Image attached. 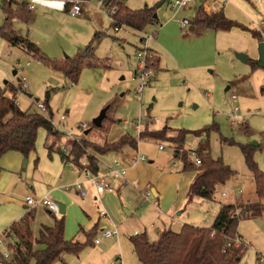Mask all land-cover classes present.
I'll use <instances>...</instances> for the list:
<instances>
[{
  "label": "rangeland",
  "instance_id": "rangeland-1",
  "mask_svg": "<svg viewBox=\"0 0 264 264\" xmlns=\"http://www.w3.org/2000/svg\"><path fill=\"white\" fill-rule=\"evenodd\" d=\"M3 1L0 0V25L4 21ZM161 1L126 0L130 8L148 6L155 10L157 19L142 31L124 25L114 31L110 26L111 19L101 14L103 24L100 32L103 36H99L100 42L93 56L96 65L90 67L85 65L75 84L66 80L61 72L38 61L20 46L9 45L0 38V44H3L0 46V88L5 89L6 95L16 97L18 107L22 111L42 114L43 112L36 107L35 100L44 103L48 93L52 115L58 120L61 114H65V109H69L74 102L72 111L69 110L65 115L67 118L65 122L71 126L75 124L72 129L78 135L84 136V130L77 127L82 123L90 128L86 140L94 144L110 143L123 134L127 135L140 145L138 154L142 153L146 158H149V155L167 157L164 160L167 163L174 162L177 172H181V163L174 156L175 149L171 141L165 138H138V132L132 123L139 114H145L155 120L143 122L142 127L149 126L150 129L157 130L166 128V134L168 131V135L172 136L176 135L178 130L190 132L182 146L190 158H193L191 151H195L199 142L204 141L209 146L210 155L215 159L221 158L234 171L225 184L216 186L214 197L211 199L194 197L190 202L186 200L183 207L178 208V211H182L181 214L175 213L173 220L166 225L155 219L157 228H146V236L150 241L155 240L165 227L179 232L185 223L210 226L220 209V203L233 197L234 203L240 201L264 203V199L256 198L253 178L240 150V145L252 142L261 144L263 141L264 64H256L260 41L252 36L251 30L261 31L264 41V25H260V22L264 21V0H197L188 7L176 10L170 9V0H164L157 7ZM96 2L97 0L91 1L93 5ZM205 4L210 8H203ZM200 8L208 15L222 10L224 16L236 25L228 31L194 26L193 21ZM183 19L188 20L185 28L180 26ZM257 25L260 29L256 27ZM13 26L24 29V35L28 32L27 28L33 29L32 25L27 27L17 19H13ZM69 35L55 34L54 39L64 40ZM38 47L51 59L72 56L63 50L64 45ZM79 49L81 48L77 50ZM144 49H151L154 59H159V69L153 70L152 76L146 78V81H149L148 85L143 88L142 93H137L140 80L135 54ZM59 53L61 56H55ZM238 53L245 54L247 61L238 59L236 56ZM107 58L112 60L111 64L107 63ZM253 62L256 64L254 67ZM13 71H16L14 75ZM22 75L25 76L26 88L13 94L5 81L12 84L15 82L16 86V79ZM77 88L82 89V92L74 95L73 92ZM233 94L235 98H232ZM107 104L110 108L107 110L108 118L103 121V129L93 127L92 119ZM235 106L243 115V120L232 124L228 114ZM212 124L216 129H210L200 137L191 133ZM49 138L55 143L58 141L53 149L59 152L57 145L60 140L52 136ZM50 142L51 140L46 138V132L40 128L33 153L37 154L44 145H47V149ZM159 144L163 146L162 150H158ZM88 152L92 153L91 150ZM182 152L180 150L179 153ZM253 159L258 168L264 171L263 148L255 146ZM82 160L84 161V158ZM240 195L244 198H240ZM150 198H153L152 194ZM143 202L141 201L139 206H142ZM42 207L37 209L30 222L34 236L38 234L41 225H51L53 222L52 214L47 213ZM0 210L3 211V208ZM130 210L133 212L132 208ZM124 213L122 214L125 216ZM4 215L5 212L2 219ZM126 218L130 221L132 215ZM72 222L70 231L66 227V237L69 238L67 239L84 243L85 234L89 230L83 228V232L75 234L78 231L77 222ZM126 226L129 224L126 223ZM3 230L4 228L0 233ZM236 231L246 243L237 264H264V210L257 216L250 213L241 215ZM95 237L97 236H93L92 242ZM102 238L97 245L87 244L77 255L64 254V264H119L116 258L119 253L122 264L123 262L142 264L128 239L122 240L119 247L117 240ZM10 262L11 259H0V264H11ZM53 264L60 262L55 261Z\"/></svg>",
  "mask_w": 264,
  "mask_h": 264
},
{
  "label": "trees",
  "instance_id": "trees-1",
  "mask_svg": "<svg viewBox=\"0 0 264 264\" xmlns=\"http://www.w3.org/2000/svg\"><path fill=\"white\" fill-rule=\"evenodd\" d=\"M87 1V0H82ZM117 7L114 14V21L111 27L128 26L141 31L156 18L153 16L155 10L144 6L140 9H129L121 0H106ZM2 11L5 16L4 23L0 26V38L6 40L12 46H20L23 50L32 54L44 65L61 72L72 84L77 82L82 68L94 66V52L91 43L79 49L72 56H65L61 59H51L44 55L39 47L28 38L21 36L12 25L13 19L27 23L29 11L23 3L16 0H5L2 3ZM194 26H200L216 31H228L236 25L232 20L226 18L220 10L208 15L200 8L194 21ZM264 30V29H263ZM252 36L262 41V33L258 30H251ZM151 52V49H149ZM249 61V60H248ZM255 62L252 63L254 67ZM148 67L153 70L159 69V59L150 58ZM8 84V83H7ZM8 86V85H7ZM11 92L16 93L19 88L11 87ZM45 109L49 116L52 111L48 106V96L45 97ZM105 116L101 125L97 128L103 129V121L107 119V104ZM111 121V119L109 118ZM152 122V120L148 121ZM110 124V123H109ZM92 126L95 125L92 123ZM96 127V126H95ZM42 128L46 136L58 138L60 132L54 129L46 115L37 112L22 111L14 98L5 94V89L0 88V159L9 151L20 152L26 158L35 150L38 130ZM90 129V128H88ZM106 129V128H105ZM105 129L103 131H105ZM210 129H216L214 124L192 131L195 136L200 137ZM166 128L149 129L142 127L138 131V138H165L176 146L174 156L179 159L182 171H194V176L186 192V200L190 202L194 197L211 199L214 197L216 186L226 183L234 174V171L223 162L221 158H213L209 152L207 142H199L193 158L183 150L186 135L190 132L178 130L175 136H167ZM207 136V135H206ZM263 141L258 147L264 149ZM55 142L49 147L52 150ZM138 142L127 136L121 135L117 140L102 145L94 144L85 138L78 142L70 141L66 152H61V159L70 163L78 170L89 168L96 172L98 168L97 156L104 155L109 151H117L125 146L135 149ZM58 148V145H57ZM88 150H91L90 154ZM182 150V153H179ZM244 163L250 171L256 198L264 199V171L260 170L253 159L255 146L252 144L240 145ZM84 158L85 165L81 164ZM197 158L200 163H195ZM1 171V166H0ZM264 210V203L258 201H240L238 203L224 202L221 204L213 223L210 226H195L183 224L179 232L170 229L161 231L158 237L150 241L145 232L131 235L129 240L133 252L142 264H237L243 255L244 247L226 246V240L237 235L239 217L243 214L259 215ZM65 220L64 215L54 220L51 225H41L36 236L30 228V215L27 214L20 220L13 222L4 229V237L8 242V249L11 251V264H53L55 261H62L64 254L77 255L87 244L92 242L97 229L93 227L86 234V240L81 243L77 240H68L64 237ZM0 259L3 258L0 256Z\"/></svg>",
  "mask_w": 264,
  "mask_h": 264
},
{
  "label": "crops",
  "instance_id": "crops-1",
  "mask_svg": "<svg viewBox=\"0 0 264 264\" xmlns=\"http://www.w3.org/2000/svg\"><path fill=\"white\" fill-rule=\"evenodd\" d=\"M5 1L9 2V0ZM16 1L23 3L29 11L28 22L22 23L27 27L29 25L33 26V29H30V27L27 28L28 32L26 35L23 34L24 29L13 26L21 36L28 38L31 42L38 46H45L46 48L64 45V47H62L63 50L72 55L78 48L82 49L91 43L93 52L95 53L97 45L100 42L99 36H103L100 32L103 24V16L101 15L102 13L96 9L95 4L93 5L91 3L92 0L80 2L81 14L78 16L70 15L67 11L68 9L65 2L62 0H31L33 3V7L31 9H28L24 0ZM121 1L129 9H133L127 5L126 0ZM155 18L157 19V16ZM256 27L260 29L259 25ZM192 29L193 27L191 26L190 30ZM60 33L70 35L67 39L60 41L55 40L54 35ZM2 45L3 44H0V46ZM55 56L61 55L59 53ZM106 60L107 63H112L110 58H107ZM5 84H7L10 88L16 87L15 82L12 84L5 81ZM81 92L82 89L77 88L73 93L76 95ZM46 95L49 96L48 93ZM35 101L38 100L36 99ZM73 105L74 102L71 104L69 109H65V115L66 113L68 114L69 110L72 111ZM50 109L52 111L51 107ZM66 119L67 118H65V120ZM65 120L61 123L62 130L59 131L61 133L58 137L59 140L64 138V132L69 130L73 132V135L76 138L86 139L87 134H85V130H89L88 128L83 131L84 136L78 135L76 131H73L72 129V126L75 124L72 126L68 125ZM148 128L150 129L149 126ZM166 135L172 136L168 135V131ZM46 138L51 140V144L48 145L47 148L48 150L46 149L47 145H44V147L39 149L37 154L31 152L26 158H24L23 155L17 151H9L1 157L0 208H3L5 215L2 219L4 212L0 210V230L7 228L10 224L20 220L27 214L30 215V222L34 218V214L36 215L37 209L42 206H36L35 208L28 210L24 203V197L26 195H32L36 198L42 195H48L56 202L64 204V237L66 239L68 238L66 237V227L69 229L70 225L73 223L72 221L77 222L76 225L78 231H76L75 234H78L81 231L83 232V228L90 230L93 227H96L97 233L95 236H99V232L103 228L110 229L112 228V224L116 223L119 230L118 235L116 237L108 238L117 240L119 247H121L120 244L122 240H129L130 236L134 235L135 232L146 233L147 227L152 229L157 228V224L154 221L155 219L160 220L166 225L168 222L173 220L175 213L177 215L181 214L182 211H178V208L183 207L185 204L186 192L194 176V171L181 170V172H177L178 169L174 162L167 163L164 160V158L167 157L149 155V158H146V156L142 153L139 154L145 156L146 162L142 161L132 164L131 159L138 154L140 145H138L135 149L130 146H125L117 151L113 150L105 153L104 155L97 156L98 170L101 171L104 165L120 163L127 168L124 178L113 180L112 190L106 191L101 195L96 194L94 187L90 183L84 182L86 194L81 196L73 186V189L71 187V189H64L65 185L73 184L74 182L83 179L81 171L73 167L70 163H65L61 159L59 150V152H55L54 149L50 150L49 147L52 145L53 140L48 136H46ZM57 142L58 141H56V143ZM56 143L54 146H56ZM54 146L52 148H54ZM160 146L161 144L158 145V150L163 149V146L162 148H160ZM173 146L174 149H176V146ZM24 159H26L25 166H23L22 162ZM146 191H150L153 198L155 197V200L149 197L150 199L146 201L148 198L144 199L142 196ZM239 197L244 198L243 195H240ZM141 201H144L145 204L143 202V205L139 206ZM234 201L235 197L228 199V201L225 202L234 203ZM222 203L224 202H221L220 205ZM24 208L26 210H24ZM42 208L49 213L44 207ZM130 208H132L133 212L136 214H133ZM124 209L128 211V214L123 212ZM102 210L106 212V215L101 214ZM122 213H124L125 216ZM128 215H132V219L130 220L132 222L126 218ZM59 217H57V219ZM54 220L56 219H53V222ZM147 222L149 223L147 224ZM126 223L129 224L128 227L126 226ZM151 223H154L155 226L151 227ZM166 229L167 228L165 227L163 230ZM100 241L97 244H99ZM116 258L119 260V264H122V257L120 253ZM59 262L60 264H64L63 260Z\"/></svg>",
  "mask_w": 264,
  "mask_h": 264
},
{
  "label": "built area",
  "instance_id": "built-area-1",
  "mask_svg": "<svg viewBox=\"0 0 264 264\" xmlns=\"http://www.w3.org/2000/svg\"><path fill=\"white\" fill-rule=\"evenodd\" d=\"M63 2H65V5L67 6V11L70 15L72 16H78L81 14L80 12V2L82 0H62ZM197 0H170L169 1V7L171 10H176L179 8H184V7H188L190 6L191 3L195 2ZM24 2L26 3L28 9H31L33 7V3L31 2V0H24ZM96 9H98L102 14L108 16L111 21H114V14H116L117 12V7L113 4H111L110 2H107L106 0H97L96 4H95ZM205 9H209L210 6L209 5H204ZM264 24V21L260 22V25ZM188 25V20L187 19H183L180 21V26L182 28H185ZM115 31L118 30V26L113 27ZM153 57L152 52L149 51V49H144V50H139L138 52H136L135 54V59L137 61V71H138V78L140 80V84L137 88V93H142L143 88L148 85L149 81H146V78L151 77L153 74V69L148 67V60ZM16 87L19 88V90H24L26 88V84H25V76L22 75V77L16 79ZM232 98H235V95H232ZM36 107L38 109H40L44 115L47 116L48 121L50 123V125L58 130L61 131L62 130V121L65 120V114H61L58 120L54 119V116H49L46 112L45 109V105L42 102L36 101ZM228 118L230 120V122L233 124L235 121L238 120H243V115L240 114L238 112V107L235 106L233 108V110L230 112V114H228ZM150 120H155V118H151L148 115L145 114H139L135 120L133 124V127L136 129V131H139L142 128L143 122L145 121H150ZM78 128L85 130L87 129V126L85 123H82L80 125L77 126ZM81 139L76 138L73 135V132L71 130L69 131H65L64 132V138L61 139L58 143V149L61 152H66L67 151V147H68V142L69 141H75L78 142ZM160 148H162V146H160ZM191 155H194V152L191 151ZM145 156L142 154H137L136 156H134L131 159V163L132 164H136L138 162H142L145 161ZM195 163L199 164L200 161L195 158ZM81 164L84 166L85 163L84 161H81ZM126 170L127 168L125 166H123L122 164H113V165H104L103 169L98 170L96 172H92L89 168H84L83 170H81L83 179L82 180H78L76 182H74L73 184H68L64 186V189L67 190L70 187H74L77 192L81 195L84 196L86 194V189L84 187V182H88L90 183L93 187L94 190L96 192V194L101 195L106 191H110L112 190V181L116 180V179H122L124 178L125 174H126ZM222 194H225V192H223ZM144 197V199H147L151 196V192L150 191H146L143 193L142 195ZM24 203L27 207V209H32L35 208L36 206H43L45 207V209L49 212V214H52L53 219H57V217L61 216L59 214V209H58V205L56 203L55 200L51 199L48 195H42L40 197H33L32 195H26L24 197ZM102 215H106V212L104 210L101 211ZM151 226H154V224H151ZM119 233L118 230V225L116 223L112 224V228L110 229H102L100 232V235L95 237L93 239V243L97 244L101 237H116ZM136 234V232H135ZM231 244H233L234 246L238 247V246H246L245 241L239 237V236H235L233 238H229L226 240V246H230ZM0 256L3 259H11V251L8 249V242L4 237V230L0 233ZM113 264V263H110Z\"/></svg>",
  "mask_w": 264,
  "mask_h": 264
},
{
  "label": "water",
  "instance_id": "water-1",
  "mask_svg": "<svg viewBox=\"0 0 264 264\" xmlns=\"http://www.w3.org/2000/svg\"><path fill=\"white\" fill-rule=\"evenodd\" d=\"M164 0H162L158 5L160 6L162 3H163ZM154 17H156V14L154 13L153 15ZM237 58L240 59L241 61L243 62H246L247 61V56L245 54H241V53H238L236 54ZM257 65H263L264 64V41H261L259 42L258 44V60H257ZM14 74L16 73L15 71L13 72ZM29 97H31L30 94H27ZM105 111H106V108H103L100 110L99 114L97 116H95L93 119H92V123L96 126V127H99L101 125V122L105 116ZM89 130H85V134L88 133ZM252 144L254 146H257L258 143L256 142H252ZM26 165V159L23 160V166ZM57 205H58V209H59V214L60 215H63L65 213V206L63 203L61 202H56ZM126 214H128V211L126 209L123 210Z\"/></svg>",
  "mask_w": 264,
  "mask_h": 264
}]
</instances>
